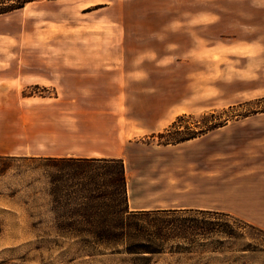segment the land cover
<instances>
[{"label":"rangeland","instance_id":"rangeland-1","mask_svg":"<svg viewBox=\"0 0 264 264\" xmlns=\"http://www.w3.org/2000/svg\"><path fill=\"white\" fill-rule=\"evenodd\" d=\"M104 51L136 84L86 82V55ZM88 110L128 118L125 137L104 140L136 208L223 212L242 236L126 252L108 235L120 190L90 196L102 169L33 154L38 135L57 142L60 114ZM179 115L167 143L157 134ZM0 264H264V0H35L0 15Z\"/></svg>","mask_w":264,"mask_h":264},{"label":"trees","instance_id":"trees-1","mask_svg":"<svg viewBox=\"0 0 264 264\" xmlns=\"http://www.w3.org/2000/svg\"><path fill=\"white\" fill-rule=\"evenodd\" d=\"M35 0H0V15L24 8ZM184 117L179 115L169 127L157 135L165 138L167 143L179 141L174 136L178 121ZM203 131V130H201ZM200 132V131H199ZM197 132V133H199ZM197 135V134H196ZM182 138V140L189 139ZM181 141V139H180ZM68 162L80 166V168L92 167L102 169L103 183L93 186L90 196L98 191V197L107 198L119 189L123 195L124 207L121 223L118 227L107 228L108 235H112L117 229L124 242H128L125 251L128 253L143 254V256L165 252L167 247L176 251H186L196 244L205 242L223 243V239H238L243 233L238 231L239 226L222 216L223 212L204 209H154V210H130L128 207L127 178L124 161L115 157H84L68 158ZM111 188V192L103 190ZM89 198V197H88ZM90 199V198H89ZM91 200V199H90ZM136 219V226L132 220ZM214 239V240H213ZM203 241V242H202ZM245 250H255L252 244H248Z\"/></svg>","mask_w":264,"mask_h":264},{"label":"crops","instance_id":"crops-1","mask_svg":"<svg viewBox=\"0 0 264 264\" xmlns=\"http://www.w3.org/2000/svg\"><path fill=\"white\" fill-rule=\"evenodd\" d=\"M135 60L130 62L133 65V71H136V53ZM90 55V56H89ZM87 57L84 61V67L92 69L94 72H97L94 75H88L86 77V82L92 85H104L108 84L109 80L107 73L111 76V83H114V77L117 78V90H125L128 88L126 84H136V75L130 76L126 74V64L119 61L116 64L110 65L108 58L112 55L109 52H102L101 54H87ZM112 58V57H111ZM118 58V57H117ZM76 59V58H71ZM76 65V63H75ZM94 67L97 71L94 70ZM105 69H109L106 71ZM75 77V74H73ZM71 77V76H70ZM29 98V96H26ZM58 99V98H57ZM73 112V111H72ZM98 114H90L84 112L82 115L78 114H60V120H54L52 123H58L57 127L50 128L49 131L52 134V139L57 142H43V138L49 139L48 136L41 137L36 135V142L32 143L33 154L37 155H52V156H80V157H107L112 154H118V150L112 149V147L107 146V139L109 137H119L114 136L115 131L122 133V137H125V131L127 125H125L128 118L125 117V113L116 111L104 110ZM107 116V117H105ZM104 119H109L112 122V128L104 127ZM130 119L133 123V129L136 130V113L130 114ZM49 121V120H46ZM68 124V125H67ZM56 128V129H55ZM125 129V131H124ZM40 130V127L37 128ZM135 133V131H133ZM28 129L22 127L21 134L22 137L27 138L28 140ZM66 136L63 140L61 137ZM121 137V136H120ZM121 137V138H122ZM105 139V140H104ZM104 140V142H103ZM30 144V143H29ZM116 156V155H115ZM118 157V156H117ZM129 190V189H128ZM136 193V190L133 189V194ZM129 196L128 203L131 210L136 209H147V208H136V200Z\"/></svg>","mask_w":264,"mask_h":264}]
</instances>
